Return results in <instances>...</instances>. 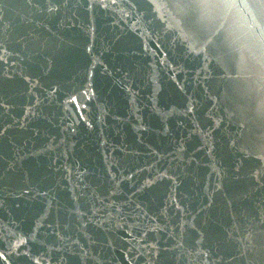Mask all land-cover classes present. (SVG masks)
<instances>
[{"label":"water","instance_id":"1","mask_svg":"<svg viewBox=\"0 0 264 264\" xmlns=\"http://www.w3.org/2000/svg\"><path fill=\"white\" fill-rule=\"evenodd\" d=\"M0 264H264V0H0Z\"/></svg>","mask_w":264,"mask_h":264}]
</instances>
